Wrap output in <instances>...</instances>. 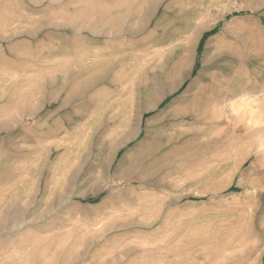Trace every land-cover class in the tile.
<instances>
[{"label":"rangeland","instance_id":"rangeland-1","mask_svg":"<svg viewBox=\"0 0 264 264\" xmlns=\"http://www.w3.org/2000/svg\"><path fill=\"white\" fill-rule=\"evenodd\" d=\"M0 264H264V0H0Z\"/></svg>","mask_w":264,"mask_h":264},{"label":"bare ground","instance_id":"bare-ground-1","mask_svg":"<svg viewBox=\"0 0 264 264\" xmlns=\"http://www.w3.org/2000/svg\"><path fill=\"white\" fill-rule=\"evenodd\" d=\"M198 32H199V29L196 30V33H198ZM236 109H237V108H236ZM232 110L235 111L234 107H232ZM236 112H237V110H236ZM250 120H251V119H250Z\"/></svg>","mask_w":264,"mask_h":264}]
</instances>
